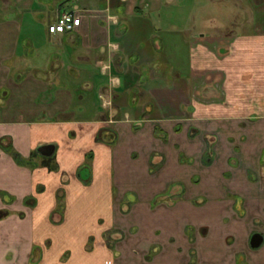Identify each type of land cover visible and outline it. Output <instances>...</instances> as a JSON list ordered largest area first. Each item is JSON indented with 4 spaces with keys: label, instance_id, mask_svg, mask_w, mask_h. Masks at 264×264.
Listing matches in <instances>:
<instances>
[{
    "label": "crops",
    "instance_id": "obj_1",
    "mask_svg": "<svg viewBox=\"0 0 264 264\" xmlns=\"http://www.w3.org/2000/svg\"><path fill=\"white\" fill-rule=\"evenodd\" d=\"M2 9L0 264H264V0Z\"/></svg>",
    "mask_w": 264,
    "mask_h": 264
},
{
    "label": "built area",
    "instance_id": "obj_2",
    "mask_svg": "<svg viewBox=\"0 0 264 264\" xmlns=\"http://www.w3.org/2000/svg\"><path fill=\"white\" fill-rule=\"evenodd\" d=\"M80 18L71 11L60 13L53 22L48 23L49 33H63L72 31L79 26Z\"/></svg>",
    "mask_w": 264,
    "mask_h": 264
},
{
    "label": "water",
    "instance_id": "obj_3",
    "mask_svg": "<svg viewBox=\"0 0 264 264\" xmlns=\"http://www.w3.org/2000/svg\"><path fill=\"white\" fill-rule=\"evenodd\" d=\"M263 236L259 233H254L251 237V244L253 246H258L262 242Z\"/></svg>",
    "mask_w": 264,
    "mask_h": 264
},
{
    "label": "rangeland",
    "instance_id": "obj_4",
    "mask_svg": "<svg viewBox=\"0 0 264 264\" xmlns=\"http://www.w3.org/2000/svg\"><path fill=\"white\" fill-rule=\"evenodd\" d=\"M2 0H0V2H1ZM1 11H3V9L2 10H0V17H3L4 16V12H1ZM51 17H53V14H54V11H51ZM108 77H110V75H108ZM114 82V81H113ZM112 83V82H111ZM110 83V84H111ZM112 85V84H111ZM103 101H104V98L102 99ZM101 100V101H102ZM103 101H102V103H103ZM106 101V100H105ZM109 106H111V105H109V101L107 100V104L106 105H104L103 107H105V108H107V107H109Z\"/></svg>",
    "mask_w": 264,
    "mask_h": 264
},
{
    "label": "trees",
    "instance_id": "obj_5",
    "mask_svg": "<svg viewBox=\"0 0 264 264\" xmlns=\"http://www.w3.org/2000/svg\"><path fill=\"white\" fill-rule=\"evenodd\" d=\"M49 164V163H48Z\"/></svg>",
    "mask_w": 264,
    "mask_h": 264
}]
</instances>
